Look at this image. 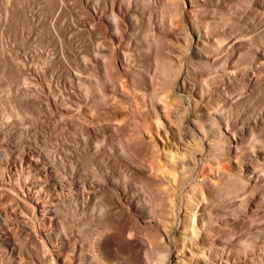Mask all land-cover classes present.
<instances>
[{"label":"rangeland","instance_id":"374dc122","mask_svg":"<svg viewBox=\"0 0 264 264\" xmlns=\"http://www.w3.org/2000/svg\"><path fill=\"white\" fill-rule=\"evenodd\" d=\"M202 16H207L209 25L202 22ZM197 28L200 32L206 29L212 39L217 38L213 41L209 63L195 54ZM180 34H190L194 39L186 36L188 41H185ZM111 37H122L121 56L126 54L124 57L135 67L127 80L118 75L116 55L110 52L116 47ZM176 53L184 55L182 64H175ZM229 64L236 67L235 72H226ZM193 67L198 68L197 71L202 68L209 70L211 82L208 88L210 101L207 98L202 105L200 103L197 112L201 114L200 110L203 112L212 107L216 120H221L220 123L237 137L241 151L238 150L252 163L253 169L250 181L235 174L234 179H224L210 188L209 203L220 211H230L234 218L218 227L219 230L209 229L207 240L234 244L237 264H264V154L260 153H264V0H0V238L8 235L10 245L15 246L13 254H10L6 251L5 241L0 239V264H37L35 255L46 250L45 247L40 248L42 243L34 242L32 234H27L20 225L23 218L20 211H24L22 199L26 197L25 191L20 189L21 183L24 178H27L25 182H31L34 176H40L45 185L53 187L51 191L55 195L52 191V197H56L55 202H60H57L59 213L63 211L51 220L52 223L45 221L46 228L50 232L52 230L54 242L65 249L76 250V260H83L81 264H103L104 260L95 255L92 240L97 232L95 227L112 217L121 222L120 232L110 233L103 239L105 245L110 244L106 248L110 250L108 257L112 264H167L161 256L167 254L168 245L161 242L157 229L163 203L160 202V182L156 177L139 175L134 169L140 165L153 166L155 176L163 175L159 159L164 161V158L150 146L147 139L150 136L159 145L164 143L168 148L186 151V140L193 136H185L187 128L180 125L171 107L181 103V94H185L178 89V73L186 75L187 79L191 77L187 81L189 86L198 87L192 75L196 71ZM151 79L153 82L157 79L155 83L159 90L145 91V96H148L145 98L143 88H140L145 83L143 81ZM113 81L117 86L114 87ZM164 89L170 92L167 98L171 107L167 105V110L163 105L164 97H161ZM143 97L149 101L146 103L152 100L157 106L161 113V126L147 114V107L142 104ZM64 106H69L67 108L71 111L65 113ZM107 113L111 114L112 120L105 119ZM72 115L81 116L79 119L87 122L89 127L80 123L69 124L67 120ZM186 116L193 114L188 112ZM141 117L146 118L147 124L138 121ZM106 121L109 123L105 124ZM201 139L198 140L201 150L194 156L202 167V160L205 163L212 152L207 142ZM35 158L39 160L34 161ZM27 160L35 162L37 170L31 169ZM48 166L54 169L44 172L42 168ZM104 178L124 187L136 210L130 209L125 217L119 218L120 210L107 202L110 196L116 195L109 188L111 185H104ZM59 183L61 187H58ZM144 217L145 220L154 219V226L144 225ZM34 220L31 225L35 231L40 229L36 226L42 221ZM186 236L183 244L188 242ZM179 242H182L180 238L178 244H181ZM80 250L82 254L79 255ZM183 253L188 260L190 252L184 250ZM197 257L192 255L194 260Z\"/></svg>","mask_w":264,"mask_h":264},{"label":"bare ground","instance_id":"6f19581e","mask_svg":"<svg viewBox=\"0 0 264 264\" xmlns=\"http://www.w3.org/2000/svg\"><path fill=\"white\" fill-rule=\"evenodd\" d=\"M192 5V4H191ZM199 5V4H197ZM196 8V7H195ZM198 8V7H197ZM176 12V11H175ZM205 12V11H204ZM177 13V12H176ZM213 13V12H212ZM201 14V13H200ZM206 14V13H205ZM177 15V14H176ZM177 18V17H176ZM202 22L203 23H207L208 24V20H207V16H202L201 17ZM209 18V16H208ZM213 19V18H212ZM221 19V18H220ZM176 20V19H174ZM199 21V20H196ZM218 22V21H217ZM221 22V21H220ZM196 23V22H195ZM202 23V24H203ZM209 23H210V19H209ZM177 24V23H176ZM206 24V25H207ZM179 25V24H177ZM196 25V24H195ZM205 25V26H206ZM209 25V24H208ZM214 25V23H213ZM217 25V24H216ZM203 26V27H205ZM171 27V26H170ZM175 27V26H174ZM197 27H198V22H197ZM207 27V26H206ZM205 27V28H206ZM177 28V27H176ZM196 28V27H195ZM215 28V27H214ZM209 29V28H207ZM212 29V28H211ZM221 30V29H220ZM170 31V30H169ZM172 31V30H171ZM187 31V30H186ZM211 31V30H209ZM174 32V31H173ZM180 32V31H179ZM183 33L184 30L182 31ZM181 32V33H182ZM188 32V31H187ZM186 32V33H187ZM188 34V33H187ZM195 34V33H194ZM196 38H195V54H197V57L199 59H201L202 61H205L206 63L212 58V45L214 44L213 41L216 40L217 38L214 37V39L211 38V35H209V33L206 31L200 32L199 28H197V32H196ZM215 34V33H213ZM113 35V34H112ZM167 35V34H166ZM173 35V34H172ZM111 35H109L110 38ZM181 38L185 41H188V35L185 34H180ZM188 36V37H186ZM218 36V35H217ZM216 36V37H217ZM220 36V35H219ZM168 37V36H167ZM191 37V36H190ZM213 37V36H212ZM122 38V37H121ZM120 37H111L112 41L114 42V45H116V47H113L112 50H110V52H113L112 54L116 55V60L118 62V68L120 71V73L118 74L119 76L121 75V78L124 80V78L127 80L129 73L132 72L135 67H133V64L131 65L128 61V59L126 57H124L126 54H124V56H121V52L123 50L122 47V43H124ZM193 37H191L190 39L192 40ZM110 39V40H111ZM187 39V40H186ZM194 39V38H193ZM220 39V38H218ZM172 40V39H171ZM170 41V40H169ZM194 41L192 43H194ZM173 42V41H172ZM218 42V40H217ZM220 42V41H219ZM126 46V45H125ZM170 46V45H169ZM208 46V48L205 49V47ZM219 46H221L219 44ZM190 47V46H189ZM184 48V46H183ZM204 48V50H203ZM216 48V47H215ZM169 49V48H168ZM173 49V48H172ZM186 50V49H185ZM171 51V50H169ZM181 51V50H180ZM183 51V50H182ZM185 52V51H184ZM215 52V51H214ZM170 53V52H168ZM217 53V52H216ZM177 54V53H176ZM180 54H183L180 52ZM176 55V63H180L182 64V61L184 59V55ZM114 55V56H115ZM111 56V55H110ZM113 56V55H112ZM111 56V57H112ZM217 56V55H216ZM193 57V56H192ZM196 57V56H195ZM113 58V57H112ZM173 58V57H172ZM171 58V59H172ZM216 58V57H215ZM198 59V60H199ZM192 60V59H191ZM200 60V61H201ZM216 60V59H215ZM173 61V60H171ZM198 62V61H197ZM172 63V62H171ZM174 63V62H173ZM209 63V62H208ZM212 63V62H211ZM174 64V66H175ZM235 64V63H234ZM114 65V64H113ZM191 65V64H190ZM193 65V64H192ZM195 65V64H194ZM227 65V64H226ZM263 65V64H262ZM172 66V65H171ZM173 66V68H174ZM181 66V65H180ZM179 66V67H180ZM196 66V65H195ZM207 66V64H206ZM176 67V66H175ZM178 67V66H177ZM176 67V69H177ZM184 67V66H181ZM197 67V66H196ZM196 67H193V70L195 71L192 75L195 76V81H196V86H189L187 81L190 80L187 79L186 75H183L181 73H178L177 77H176V81L178 84V89H181L185 94H181V103L175 105L174 107L170 105L169 101L170 99L167 98V96H169V93L167 90L170 89L169 87H166V89H164L162 92L163 95H161V97L163 96L164 99L163 100V105L165 106V109L167 110L168 106L173 108V114L175 116V118L177 117L180 121V125L183 127H186L185 129L187 131H185V136H193L192 142L188 139L185 142L187 143V148L185 147L186 151L185 152H181L179 151L177 148V150H174L172 148H168L166 145H159L156 140H154L151 136L147 139H149L148 142H150V146H152V149L154 151H157L159 156L164 158V161H162V159H159V163L161 165V169L163 171V175L161 176H155V171L153 170L154 167L153 166H143L140 165L138 167H136V172L139 175H144L147 177H156L157 181H159L158 183L159 185V190L161 191L162 194V201L160 200V202H163L161 205L160 209V217L157 220V224L158 227L157 229L159 230L158 233L160 234V238H161V242H164L165 245H168V252H166L167 254H163L166 258V260H164V256H161V258L163 257V261H166L167 264H173L174 262L176 263H180V264H237V259L235 258L236 254H235V246L234 244H230L228 242H222L221 241H213V242H208L207 237L209 234V232L206 234V232L209 229H218V227H221L224 224H227L228 222H232L234 216H232V214H230L231 212L226 210V211H220L218 208L213 207L212 204L209 203V201L207 200V198H209V191L210 188L212 186L218 185V183H220V181L222 182V180L227 179V178H232L235 174H239L241 177H243L244 179H247L250 181V179L252 178L253 175H251L252 172V163L249 162L247 160V158H245L242 154H241V150L238 147V139L237 137L226 127H224V125L222 124V122L220 123V121L218 122V120H216V117L214 115V113L212 111H214L211 108L210 110L207 109V111H203L200 110L201 114L197 111H199L198 109V105L202 102H205L209 96L208 94V90L210 89L209 86L211 84L210 80H209V73L207 71V69H199L197 71ZM201 67V66H200ZM218 67V66H217ZM220 67V66H219ZM226 67V66H225ZM235 66L232 64H229L227 66V71L226 72H235ZM263 67V66H262ZM117 68V69H118ZM222 68V67H221ZM259 68V67H258ZM116 69V68H115ZM185 68H183L184 70ZM239 69V68H238ZM112 70V69H111ZM179 70V69H178ZM190 70L189 68H187V71ZM175 71V70H174ZM177 71V70H176ZM181 71V70H180ZM187 71L184 73L186 74ZM192 71V70H191ZM190 71V72H191ZM213 71V70H212ZM238 71V70H237ZM251 71V70H250ZM111 72V71H110ZM184 72V71H183ZM210 72V71H209ZM254 73V72H253ZM113 74V73H112ZM156 74V73H155ZM176 74V73H175ZM238 74V73H237ZM236 74V75H237ZM150 75V73H149ZM188 75V74H187ZM191 74H189L188 76H190ZM216 75V74H215ZM230 75V74H229ZM119 76L117 77L119 79ZM140 76V75H139ZM153 76V75H152ZM151 76V77H152ZM155 76V75H154ZM192 76V77H194ZM212 76V75H211ZM214 76V75H213ZM235 76V75H234ZM115 77V76H113ZM124 77V78H123ZM130 77V76H129ZM233 77V76H230ZM112 78V77H111ZM120 78V82L121 79ZM134 78V77H133ZM156 78V76H155ZM222 78V77H221ZM220 78V79H221ZM234 78V77H233ZM116 79V78H115ZM118 79L117 83H118ZM153 79V78H152ZM151 79V80H152ZM172 79V77H171ZM194 79V78H193ZM212 79V78H211ZM145 80L143 82L144 85L140 88L142 90L143 88V95L145 98H147L145 96V94H147V92L145 93V91L147 90H154V88H157V84L155 82H153V80ZM159 80V79H158ZM217 80V79H216ZM230 80V79H229ZM119 82V83H120ZM158 82V81H157ZM192 82V81H191ZM224 82V81H223ZM114 83V81H113ZM166 83V82H165ZM193 83V82H192ZM195 83V82H194ZM222 83V81L220 82ZM121 84V83H120ZM125 84V83H124ZM175 84V83H174ZM191 84V83H190ZM219 85V84H218ZM117 86L116 82L114 83V87ZM162 86V85H161ZM169 86V84H168ZM174 86V85H173ZM213 86V85H211ZM80 87V86H79ZM164 87V88H165ZM219 87V86H218ZM81 88V87H80ZM118 88V87H117ZM122 88V87H121ZM124 88H126L124 86ZM123 88V89H124ZM209 88V89H208ZM119 89V88H118ZM121 89V90H123ZM139 89V90H140ZM158 89V88H157ZM172 89V88H171ZM159 90V89H158ZM214 90V89H213ZM156 91V90H155ZM174 91V90H173ZM125 92V91H124ZM149 92V91H148ZM172 92V91H171ZM121 93V91H120ZM141 94V93H140ZM161 94V93H160ZM173 94V93H172ZM74 95V94H73ZM115 95V94H114ZM116 96V95H115ZM211 96V94H210ZM114 97V96H113ZM142 97V96H141ZM140 97V98H141ZM143 97V102L142 104L144 106L147 107V114L149 115V117L151 119H155V122L157 124H159V126H161L162 124V118H161V113L158 111L157 106L155 105V103L151 100L150 103H146L145 98ZM115 98V97H114ZM160 98V95H159ZM158 98V99H159ZM171 98V97H170ZM111 99V98H110ZM109 99V100H110ZM168 99V100H167ZM209 99V98H208ZM173 100V97H172ZM175 100V98H174ZM112 101V100H111ZM110 101V102H111ZM155 101V99H154ZM210 101V99H209ZM137 104L139 103L138 100L135 101ZM149 102V101H148ZM160 102V99H159ZM162 102V101H161ZM175 102V101H172ZM179 102V101H177ZM114 103V100H113ZM157 103V102H156ZM214 103V102H213ZM81 103H79L80 105ZM112 104V103H111ZM212 104V103H211ZM85 105V104H84ZM142 105V106H143ZM174 105V104H172ZM110 106V105H109ZM66 107V106H64ZM69 107V106H67ZM64 109L65 113H69L71 110H69L70 108ZM88 107V105H87ZM149 107V108H148ZM163 107V106H162ZM167 107V108H166ZM207 107V106H205ZM115 108V107H114ZM117 108V107H116ZM139 108V107H138ZM201 108V107H200ZM88 109V108H87ZM134 109V108H133ZM136 109V108H135ZM164 109V107H163ZM165 110V111H166ZM170 110V108H169ZM111 111V110H110ZM137 111V110H135ZM131 112V111H130ZM134 112V111H133ZM163 112V111H162ZM192 113L193 116H186V113ZM132 113V112H131ZM140 113V112H139ZM108 114V113H107ZM105 116V119H111V114H108ZM169 114V113H168ZM172 114V115H173ZM68 115V114H67ZM70 115V114H69ZM165 115V114H164ZM170 115V114H169ZM168 116V115H167ZM70 117V118H69ZM68 118V123L69 124H74V123H80L83 124L82 126L86 125L87 127H89L87 122H84L82 119H79L77 116H69ZM84 117V116H83ZM119 117V116H118ZM117 117V118H118ZM204 118H207V120L203 121ZM104 119V118H103ZM136 119V118H135ZM145 117H141L139 118L138 121H140V123H142L141 121H144L143 124H147L145 121ZM112 120V119H111ZM110 120V122H111ZM117 120V119H116ZM133 120V119H132ZM109 121V120H108ZM108 121L104 122L105 124L109 123ZM120 121V119L118 120V122ZM124 121V120H123ZM127 121V120H126ZM134 121V120H133ZM137 121V122H138ZM178 121V122H179ZM116 121H113V123H115ZM125 122V121H124ZM128 122V121H127ZM136 122V121H135ZM148 122V121H147ZM205 122V123H204ZM134 123V122H133ZM139 123V122H138ZM183 123V124H182ZM227 123V122H225ZM119 124V123H118ZM121 124V123H120ZM119 124V125H120ZM125 124V123H124ZM98 125V124H97ZM101 125V124H100ZM104 125V124H103ZM140 125V124H139ZM91 126V125H90ZM96 126V125H95ZM111 126V125H110ZM124 126V125H123ZM227 126V125H226ZM86 127V128H87ZM101 127V126H100ZM117 127V126H116ZM145 127V126H144ZM93 128L95 129L96 127ZM142 128V127H141ZM230 128V127H229ZM90 129V128H87ZM146 129V127L144 128ZM149 129V128H148ZM147 129V130H148ZM177 129V128H176ZM184 129V128H183ZM178 130H180L178 128ZM91 131V129H90ZM167 131V130H166ZM177 131V130H176ZM184 131V130H183ZM145 132V131H144ZM143 132V134H144ZM168 133V132H167ZM142 135V133H140ZM147 135H149V132H147ZM135 137V135H133ZM133 136H131L132 138H134ZM142 137V136H141ZM261 137V136H260ZM194 138H197V141L194 142ZM200 138H202L205 142H207L208 144V148L209 150L212 152L211 156L207 157V159H205V163L204 160L203 161V165L202 167L200 166V164L196 161L195 159V153L200 149L201 146V142L199 143L198 140H200ZM201 139V140H202ZM248 141V140H247ZM189 142H191L192 144L190 145ZM203 142V141H202ZM260 143V142H259ZM244 144V143H243ZM249 144V143H248ZM242 145V144H241ZM246 145V144H245ZM149 146V145H148ZM259 147V146H258ZM206 148V149H208ZM250 148V147H249ZM257 148V147H256ZM240 151H239V150ZM259 149V148H258ZM242 150H245L244 148ZM260 150V149H259ZM198 151V152H199ZM254 151V150H253ZM264 151V149H263ZM34 152V151H32ZM249 152V151H248ZM247 152V153H248ZM242 153H245V151H243ZM259 153V152H258ZM261 155H263L264 153L262 151H260ZM40 154V153H38ZM251 154V153H250ZM33 155V154H32ZM210 155V154H209ZM260 155V154H259ZM35 156V154H34ZM33 156V157H34ZM251 156V155H250ZM249 157V156H248ZM259 157V156H258ZM73 158H75L73 156ZM198 158V157H197ZM38 159L35 158L34 161ZM41 159V158H40ZM263 159V157H262ZM39 160V159H38ZM43 160V159H42ZM77 160V159H76ZM251 160V159H250ZM41 161V160H40ZM71 161V160H70ZM72 162V161H71ZM76 162V161H74ZM28 165L30 164L29 167H31V169H35V162H33L32 160L29 161L27 160ZM38 163V162H37ZM41 163V162H40ZM52 163V162H51ZM13 164V163H12ZM15 164V163H14ZM23 164V163H22ZM48 164H50L48 162ZM54 164V163H53ZM73 164V163H70ZM42 165V164H41ZM74 165V164H73ZM233 168H230V166ZM52 166V164L50 165ZM58 165H56L57 167ZM77 166V165H76ZM27 167V166H26ZM53 167V166H52ZM52 167H46L45 169H43L44 172H51ZM55 167V166H54ZM55 167V168H56ZM59 167V166H58ZM131 167V166H130ZM166 167V168H165ZM36 168H40V167H36ZM52 168V169H51ZM66 168V167H65ZM77 168V167H76ZM165 168V169H164ZM37 170V169H35ZM66 170V169H65ZM75 170V168H74ZM78 170V169H77ZM41 171V170H39ZM30 172V171H29ZM34 172V171H33ZM36 172V171H35ZM43 172V173H44ZM75 172V171H74ZM97 172V171H96ZM31 173V172H30ZM58 173V172H57ZM99 173V172H98ZM109 173V172H108ZM48 174V173H47ZM55 174V172H54ZM60 174V173H59ZM107 174V173H106ZM99 175V174H98ZM31 176V175H29ZM29 176H27L28 178H30ZM37 176V175H36ZM46 176V175H45ZM51 175H49L50 177ZM55 176V175H54ZM69 176V175H68ZM77 176V175H76ZM104 176V175H102ZM110 176V174H109ZM255 176V175H254ZM48 176H46L47 178ZM63 178H65L64 176H62ZM81 177V176H79ZM112 177V176H111ZM35 176L33 177V181L31 180V182H25L23 179V183L19 184V186L21 185L20 189H22L23 191H25L26 193V197L24 196V198L22 199L23 203H24V211H22L21 209V216L23 218H21V228L22 230L27 231L26 233L29 235L32 234V238L34 239V242H41V246L40 248H44L45 247V251H43V254H40L38 252V254L35 255L37 264H81L80 261L76 260V255H75V249H65L64 246L60 245L59 243L57 244V242H54V237L52 234V230L51 232L46 228L47 225H45V221L47 222V220L51 221L55 216L57 217V215L61 214L59 213L58 210V204L56 201L55 202V198L53 199L52 197V191H51V187L49 186V184H44L43 181L40 180V176L36 177L34 180ZM39 178V179H38ZM60 178V177H59ZM69 178V177H68ZM77 178V177H76ZM96 178V177H95ZM94 178V179H95ZM98 178V177H97ZM100 180L101 176L99 177ZM110 178V177H109ZM27 179V178H26ZM25 179V180H26ZM57 179V178H56ZM61 179V178H60ZM79 179V178H78ZM81 179V178H80ZM234 179V177H233ZM44 180V179H43ZM83 180V179H82ZM86 180V179H85ZM84 180V181H85ZM92 180V179H91ZM106 180V182H104L105 186H109L111 185V187L109 186L110 189L113 190V192L115 193L114 196L116 195V197L110 196L108 198V196H106V198H108V201L111 205L116 206L118 209L120 210V216L121 217H125L127 215L128 210H136V205L134 204L133 200L130 198V196L128 195V193L120 186H117L111 183V181L109 182L107 179H103ZM230 180V179H229ZM27 181V180H26ZM47 181V180H46ZM50 181V180H49ZM58 181V180H57ZM61 181V180H60ZM63 181V180H62ZM61 181V182H62ZM81 181V180H80ZM113 181V180H112ZM248 181V182H249ZM45 182V181H44ZM49 183V182H48ZM58 183V182H57ZM56 183V184H57ZM85 183V182H84ZM90 183V182H89ZM97 183V181H96ZM53 184V183H51ZM74 184V183H73ZM81 184V183H80ZM93 184V183H92ZM103 184V183H102ZM119 184V183H118ZM12 185V184H11ZM55 185V184H54ZM53 185V186H54ZM65 185V184H64ZM75 185V184H74ZM91 184H89L90 186ZM220 185V184H219ZM249 185V184H248ZM18 186V185H17ZM86 186V185H85ZM84 186V187H85ZM161 186V188H160ZM9 187V186H7ZM14 187V186H13ZM60 183H59V186ZM57 187V188H58ZM95 187V186H94ZM93 187V188H94ZM102 187V186H101ZM15 188V187H14ZM64 188V187H63ZM70 188V187H69ZM72 188V187H71ZM70 188V189H71ZM75 188V187H74ZM108 188V189H109ZM213 188V187H212ZM10 189V188H9ZM19 189V190H20ZM56 189V188H54ZM86 189V188H85ZM105 189V188H104ZM107 189V188H106ZM215 189V188H214ZM14 190V189H12ZM63 190V189H62ZM73 190V189H72ZM88 190H90V188H88ZM92 190V189H91ZM22 191V192H23ZM59 191V190H58ZM78 191V190H77ZM87 191V190H86ZM94 191V190H93ZM92 191V193H93ZM109 191V190H108ZM57 192V190H56ZM69 192V191H68ZM67 192V193H68ZM72 192V191H70ZM88 192V191H87ZM96 192V191H95ZM100 192V191H99ZM105 191H103L104 193ZM107 192V191H106ZM111 192V191H110ZM54 193V191H53ZM64 193V192H63ZM79 193V192H78ZM109 193V192H108ZM18 194V193H17ZM58 194V192H57ZM56 194V195H57ZM80 194V193H79ZM83 194V193H82ZM16 195V194H15ZM55 195V193H54ZM53 195V196H54ZM63 195V194H62ZM75 195V193H74ZM84 195V194H83ZM88 195V194H87ZM86 195V196H87ZM105 195V194H104ZM19 194H18V198H19ZM58 196V195H57ZM103 195H101L102 197ZM132 196V195H131ZM71 197V196H70ZM89 197V196H88ZM21 198V197H20ZM19 198V199H20ZM59 198V197H58ZM65 198V197H64ZM74 198V197H72ZM82 198V196H81ZM159 198V197H158ZM157 199V198H156ZM62 200V198H61ZM60 200V201H61ZM83 200V199H82ZM88 201V199H86ZM164 200V201H163ZM21 201V203H22ZM63 201V200H62ZM65 201V200H64ZM79 201V199H78ZM81 202V201H80ZM156 202V201H154ZM60 203V202H58ZM159 203V202H156ZM155 203V204H156ZM80 204V203H79ZM108 204V203H107ZM110 204L108 206H110ZM58 205V206H57ZM62 205V204H61ZM60 205V206H61ZM82 205V204H81ZM84 205V204H83ZM105 204H103L104 207ZM107 206V205H106ZM107 206V207H108ZM20 207V205H19ZM102 207V206H101ZM102 207V208H103ZM112 208V206H110ZM109 207V208H110ZM57 208V209H56ZM90 208V207H89ZM94 208V207H93ZM108 208V209H109ZM159 208V207H158ZM183 208V212L181 211ZM87 208H85L86 210ZM95 209V208H94ZM99 210V208H97ZM104 209V208H103ZM103 209H101V211H104ZM84 210V209H83ZM93 210V209H92ZM116 210V208L114 209ZM116 210V211H117ZM108 211V210H107ZM86 212V211H85ZM96 212V211H95ZM98 212V211H97ZM111 212V211H110ZM16 213V212H15ZM58 213V214H57ZM112 213V212H111ZM178 213V215H177ZM180 213L182 214V216H180ZM6 214V213H5ZM19 214V213H18ZM63 214V213H62ZM91 214V213H90ZM93 214V213H92ZM103 214V213H102ZM106 214V213H104ZM17 215V214H16ZM81 215H85L86 214H81ZM96 215V214H95ZM151 215V214H150ZM154 215V214H153ZM158 215V214H157ZM111 216V214H110ZM140 216V215H139ZM5 217V216H4ZM76 217V216H75ZM78 217V216H77ZM81 217V216H80ZM79 217V218H80ZM92 217V216H91ZM94 217V215H93ZM92 217V218H93ZM106 217V216H105ZM142 217V216H141ZM2 218V217H1ZM18 218V217H17ZM35 218V220L33 219ZM86 218V217H85ZM95 218V217H94ZM7 219V218H6ZM20 219V218H19ZM42 221V223L40 222L38 224V226H36V228H40V229H36L34 231V229L32 228L31 225V221ZM69 219V218H68ZM81 219V218H80ZM88 219V218H86ZM90 219V218H89ZM72 220V217H71ZM85 220V219H84ZM154 220V219H153ZM151 219H147L145 220V217L143 219V222L145 223L144 225H149L150 227H152L151 225H153ZM6 221V220H5ZM8 221V220H7ZM67 221V220H66ZM73 221V220H72ZM81 221V220H80ZM83 221V220H82ZM92 221V220H91ZM236 221V220H235ZM234 223L232 224H235ZM55 222V221H53ZM94 222V221H93ZM96 222V220H95ZM99 222V221H98ZM18 223V222H17ZM36 223V222H35ZM50 223V222H49ZM52 223V221H51ZM73 223V222H72ZM79 223V222H78ZM85 223V222H84ZM120 220L115 219V218H109L108 220L102 222L99 224V226H96L95 230H97L96 232V236L94 237V240H92V245L93 248L95 250V255L97 254L100 258H102L104 260L103 264H112L110 262V256L108 257V249L106 248V245H110V244H106L104 242V238H108V235L110 233H118L120 232ZM156 223V222H155ZM33 224V223H32ZM54 224V223H53ZM88 224V223H87ZM6 225V224H5ZM37 225V224H36ZM52 225V224H51ZM68 225V224H67ZM78 225V224H77ZM82 225V223H81ZM91 225V224H90ZM132 225V224H131ZM56 226V225H55ZM70 226V225H69ZM84 226V224H83ZM86 226V225H85ZM84 226V227H85ZM93 226V225H92ZM130 226V225H129ZM148 226V227H149ZM154 226V225H153ZM236 226V225H235ZM82 228V226H81ZM129 228V227H128ZM154 228V227H153ZM180 228V229H179ZM85 229V228H84ZM91 229V227H90ZM179 229V236L177 234ZM222 229V228H221ZM79 230V229H78ZM89 230V229H88ZM94 230V229H93ZM156 230V229H155ZM219 230V229H218ZM69 231V230H68ZM81 231V230H80ZM127 231V230H126ZM130 231V230H129ZM212 231V230H211ZM215 231V230H214ZM54 232V231H53ZM85 232V230L83 231ZM87 232V230H86ZM90 232V231H89ZM95 232V231H94ZM178 232V233H179ZM57 233V232H56ZM82 233V232H81ZM131 233V232H130ZM133 233V232H132ZM65 234V233H64ZM83 234V233H82ZM88 234V232H87ZM90 234V233H89ZM94 234V233H93ZM55 235V234H54ZM84 236L86 235L83 234ZM120 235V234H118ZM188 236V242L187 244H183V242L185 241V236ZM210 235V234H209ZM58 236V235H57ZM65 236V235H64ZM69 236V235H68ZM81 236V235H80ZM106 236V237H105ZM178 236V237H177ZM186 236V237H187ZM12 237V236H11ZM88 237V236H87ZM86 237V238H87ZM130 237V235H129ZM8 238V235H7ZM6 236L2 237L0 239L3 240V242L5 241V244L7 245V249L6 251H8L10 254H13L14 250H15V246H11L9 240H7ZM61 238V237H60ZM85 238V237H84ZM85 238V239H86ZM132 238V237H131ZM158 238V237H157ZM178 238H180V240L182 242H179L181 244H178ZM220 238V237H219ZM32 239V240H33ZM82 239V238H81ZM153 239V238H152ZM57 240V239H56ZM64 240V239H63ZM84 240V239H83ZM91 240V239H90ZM61 241V240H60ZM87 241V239H86ZM149 241V239H148ZM153 241V240H152ZM157 241V240H156ZM224 241V240H223ZM118 242V241H117ZM158 242V241H157ZM62 243V241H61ZM64 243V242H63ZM107 243V242H106ZM109 243V242H108ZM152 243V242H151ZM186 243V241H185ZM1 244V243H0ZM84 245V244H83ZM180 245V246H179ZM3 246V245H2ZM75 246V245H74ZM154 246V245H153ZM85 247V246H84ZM87 247V246H86ZM108 247V246H107ZM152 247V246H151ZM111 248V247H109ZM237 248V247H236ZM81 249V248H80ZM153 249V247H152ZM182 249V250H181ZM238 249V248H237ZM44 250V249H43ZM87 250V249H86ZM156 250V249H155ZM184 250H187V252H190V256L188 258V260H186V254H184ZM42 251V250H41ZM71 251V252H70ZM88 251V250H87ZM114 251V250H113ZM162 251V250H161ZM160 251V252H161ZM165 251V250H163ZM183 251V252H182ZM19 252V251H18ZM84 252V251H83ZM93 252V251H92ZM91 252V253H92ZM8 253V254H9ZM81 253V250L79 251V255ZM163 253V252H162ZM161 253V254H162ZM165 253V252H164ZM82 254V253H81ZM93 254V253H92ZM159 254V253H158ZM196 254L197 260L195 261L192 258V255ZM97 256V257H98ZM158 256V255H157ZM253 256V255H252ZM160 257V256H159ZM254 257V256H253ZM93 259V258H92ZM122 259V258H121ZM248 259V258H247ZM96 260V259H95ZM162 260V259H161ZM242 260V259H241ZM115 261V260H114ZM121 261V260H119ZM160 261V259H159ZM181 261V262H180ZM92 262V260H91ZM159 263V262H158ZM161 263V262H160ZM164 263V262H163ZM99 264V262H98ZM114 264V263H113ZM120 264V263H118ZM166 264V263H165Z\"/></svg>","mask_w":264,"mask_h":264}]
</instances>
